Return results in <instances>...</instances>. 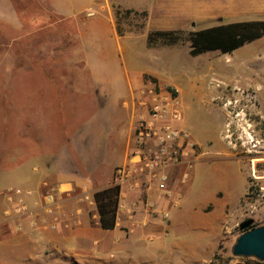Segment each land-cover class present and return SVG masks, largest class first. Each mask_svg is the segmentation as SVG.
I'll use <instances>...</instances> for the list:
<instances>
[{
  "label": "crops",
  "instance_id": "0c3cea01",
  "mask_svg": "<svg viewBox=\"0 0 264 264\" xmlns=\"http://www.w3.org/2000/svg\"><path fill=\"white\" fill-rule=\"evenodd\" d=\"M115 9L147 13V30L264 19V0H0V264H205L218 246L222 219L203 212L205 204L193 203L173 176L171 196L156 185H122L116 226H101L94 193L112 185L115 168L128 162L143 75L157 70L150 50L136 47L132 33H119ZM250 43L264 47V36ZM60 60L82 69L64 73L53 64ZM37 76L46 93L54 76L89 77L88 90L100 95L98 112L56 150L42 143L52 139L42 111L50 102L37 105ZM23 117L33 134L22 135ZM17 187L32 192L24 214L7 193ZM46 191L56 194L52 214Z\"/></svg>",
  "mask_w": 264,
  "mask_h": 264
},
{
  "label": "rangeland",
  "instance_id": "374dc122",
  "mask_svg": "<svg viewBox=\"0 0 264 264\" xmlns=\"http://www.w3.org/2000/svg\"><path fill=\"white\" fill-rule=\"evenodd\" d=\"M117 10L114 14L119 33H132L136 47L151 51L147 59L157 70L145 72V84L179 104V125L197 142L199 156L189 180L180 181L182 165L173 178L179 187L187 186V196L194 199L193 203L205 204L203 212L213 215L215 221L222 219L218 246L205 264H264V260L237 256L232 251L243 220L252 217L253 226L264 225V47L250 43L231 53L214 50L192 55L188 37L190 31L197 30L193 26L179 29L176 43L149 46L144 42L152 31L146 29L147 13L119 9L117 14ZM220 22L226 20H214ZM53 64L64 73L82 69L73 61ZM41 79L37 76L34 81L39 83L34 95L37 105H43L48 97L50 103L42 111L48 113L46 133L52 138L41 142L45 148L48 145V149L56 150L68 143V133L98 112L100 95L93 88L88 90L89 77L54 76V89L47 93L41 89ZM140 95L142 109L137 120L148 113L151 103L149 94ZM31 111L37 115L41 110ZM25 123L23 117L22 135L30 130ZM9 128L13 132L15 126L10 124ZM130 142L132 147L136 144L134 130ZM15 143L7 145L14 148ZM25 144L27 141L18 142L22 148Z\"/></svg>",
  "mask_w": 264,
  "mask_h": 264
},
{
  "label": "built area",
  "instance_id": "2783aa9c",
  "mask_svg": "<svg viewBox=\"0 0 264 264\" xmlns=\"http://www.w3.org/2000/svg\"><path fill=\"white\" fill-rule=\"evenodd\" d=\"M147 86L141 90V94L151 96L150 109L136 121L134 126L136 144L132 147L128 162L115 168L113 183L120 185V188L131 181L147 186L156 185L166 196H171L175 194L171 179L176 168L182 165L180 172L182 183H186L190 178L199 156L197 142L186 128L179 125L182 119L179 104L164 94L156 93L152 86ZM7 193L10 199L16 198L15 211L24 214L27 209V197L32 194L31 190L8 188ZM42 196L46 204V213L52 214L56 194L48 191ZM146 203L149 208L154 207L151 200H146ZM161 216L166 221L170 218L167 210H162ZM46 221L44 217L42 223H47ZM51 227L55 228L56 224L52 223Z\"/></svg>",
  "mask_w": 264,
  "mask_h": 264
},
{
  "label": "trees",
  "instance_id": "16d2710c",
  "mask_svg": "<svg viewBox=\"0 0 264 264\" xmlns=\"http://www.w3.org/2000/svg\"><path fill=\"white\" fill-rule=\"evenodd\" d=\"M119 9L117 10V14ZM178 30H152L147 35V44H173L179 39ZM264 36V19L235 21L190 31V53L199 55L206 51L219 50L231 53L246 43ZM120 185L112 184L94 193L103 228L116 226L120 201Z\"/></svg>",
  "mask_w": 264,
  "mask_h": 264
},
{
  "label": "water",
  "instance_id": "95a60500",
  "mask_svg": "<svg viewBox=\"0 0 264 264\" xmlns=\"http://www.w3.org/2000/svg\"><path fill=\"white\" fill-rule=\"evenodd\" d=\"M252 217L239 224L241 234L233 245V253L237 256L256 257L264 260V225L253 226Z\"/></svg>",
  "mask_w": 264,
  "mask_h": 264
}]
</instances>
